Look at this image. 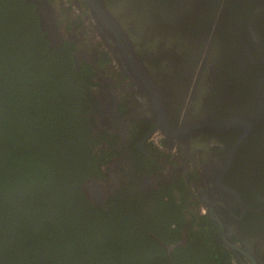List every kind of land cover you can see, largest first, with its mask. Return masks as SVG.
Returning <instances> with one entry per match:
<instances>
[{"label":"flooded vegetation","instance_id":"1","mask_svg":"<svg viewBox=\"0 0 264 264\" xmlns=\"http://www.w3.org/2000/svg\"><path fill=\"white\" fill-rule=\"evenodd\" d=\"M22 1L47 52L69 59L87 86L78 117L100 166L79 184L83 195L96 182L98 210L123 197L150 219L181 208L175 247L203 230L214 264H264V0ZM100 5L121 25V45L100 31ZM121 47L138 65L121 62ZM259 110L243 140L239 128H195Z\"/></svg>","mask_w":264,"mask_h":264},{"label":"trees","instance_id":"2","mask_svg":"<svg viewBox=\"0 0 264 264\" xmlns=\"http://www.w3.org/2000/svg\"><path fill=\"white\" fill-rule=\"evenodd\" d=\"M81 81L47 52L32 9L0 0V264H214L203 230L175 247L181 208L150 219L127 198L87 201L79 184L100 164Z\"/></svg>","mask_w":264,"mask_h":264},{"label":"water","instance_id":"3","mask_svg":"<svg viewBox=\"0 0 264 264\" xmlns=\"http://www.w3.org/2000/svg\"><path fill=\"white\" fill-rule=\"evenodd\" d=\"M94 17L96 19L97 25L100 31L103 33L104 36L111 37L114 41L118 44H122L124 42V31L119 23L114 19L113 16L109 14L107 10L99 6L97 11H94ZM45 23H43L44 25ZM122 51L120 54L122 55V63L126 64H134L138 65L137 62L134 61L129 51L123 47H121ZM263 117L262 110H259L254 118L251 119H225V120H209L204 119L197 123H195L196 131L200 129H210L215 130L217 132H225L229 129L239 128L243 130L240 139H244L252 129L260 122L261 118ZM163 117L158 122L159 126L165 125L163 121ZM238 144L233 147V150L237 148ZM230 162V159H228ZM83 192L85 194L86 199L88 202L95 208L100 209L102 206L101 200V193L98 184L94 183H87L86 186H83Z\"/></svg>","mask_w":264,"mask_h":264},{"label":"clouds","instance_id":"4","mask_svg":"<svg viewBox=\"0 0 264 264\" xmlns=\"http://www.w3.org/2000/svg\"><path fill=\"white\" fill-rule=\"evenodd\" d=\"M170 249V248H169Z\"/></svg>","mask_w":264,"mask_h":264}]
</instances>
